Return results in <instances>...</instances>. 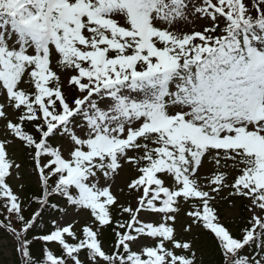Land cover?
<instances>
[{"label":"snow or ice","instance_id":"1","mask_svg":"<svg viewBox=\"0 0 264 264\" xmlns=\"http://www.w3.org/2000/svg\"><path fill=\"white\" fill-rule=\"evenodd\" d=\"M0 217L11 264H264V0H0Z\"/></svg>","mask_w":264,"mask_h":264},{"label":"trees","instance_id":"2","mask_svg":"<svg viewBox=\"0 0 264 264\" xmlns=\"http://www.w3.org/2000/svg\"><path fill=\"white\" fill-rule=\"evenodd\" d=\"M20 157V156H19ZM34 183L31 180L26 181L25 190L23 192L22 196H29L34 192ZM243 203H247L246 201ZM238 216L233 221H230L227 225V227L230 229L232 234L234 236H238L240 233V230L242 227L245 226L247 219L249 218L247 214V210L243 207V204L238 202ZM37 208V205L35 203H32L29 207L26 208L25 213L26 216H30L32 212H34ZM53 218L52 213H45L44 218L40 221L37 232H43L44 230L48 229L50 225V220ZM0 238L6 239L7 235L3 233L2 230H0ZM31 238V236L29 237ZM105 247L109 248L111 245V235H106L105 238ZM198 247L203 252V258L206 262V264H218V257L214 254L212 250V244L207 241L206 239L200 238L197 241ZM18 258V255H14L12 257V261Z\"/></svg>","mask_w":264,"mask_h":264},{"label":"rangeland","instance_id":"3","mask_svg":"<svg viewBox=\"0 0 264 264\" xmlns=\"http://www.w3.org/2000/svg\"><path fill=\"white\" fill-rule=\"evenodd\" d=\"M204 26H206V25L203 22H201L198 25H196L195 27H196V30H201L202 27H204ZM17 156H18V158H20L19 152H17ZM129 175H130V173L123 174V176L121 178H118V183H123V181L125 179H127ZM27 180L28 179L26 177V181ZM31 181L34 183V180H31ZM21 195H23V192L21 193ZM221 214L224 217L225 224H228L230 221H233L234 219L237 218L238 206L235 210H233L231 208H228L227 205H225V206H223V208L221 210ZM247 214H248V216H250V213L247 212ZM25 216H26V214H25ZM0 219H2V217H0ZM81 222H83V218L81 219ZM0 230H2L5 235H7L6 239L0 238V264H11L12 257L14 255H16V253L13 252L12 239H11L10 234H8L4 229L0 228ZM193 235H195V233ZM185 238L186 239H192L191 236H186ZM197 248H198L199 253L203 255V252L198 247V244H197Z\"/></svg>","mask_w":264,"mask_h":264}]
</instances>
